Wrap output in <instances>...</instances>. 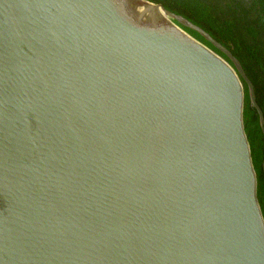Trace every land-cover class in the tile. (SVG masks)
Here are the masks:
<instances>
[{
    "label": "water",
    "instance_id": "obj_1",
    "mask_svg": "<svg viewBox=\"0 0 264 264\" xmlns=\"http://www.w3.org/2000/svg\"><path fill=\"white\" fill-rule=\"evenodd\" d=\"M246 94L159 3L0 0V264H264Z\"/></svg>",
    "mask_w": 264,
    "mask_h": 264
},
{
    "label": "trees",
    "instance_id": "obj_2",
    "mask_svg": "<svg viewBox=\"0 0 264 264\" xmlns=\"http://www.w3.org/2000/svg\"><path fill=\"white\" fill-rule=\"evenodd\" d=\"M201 27L225 46L239 61L253 85L254 98L264 120V0H149ZM185 32L217 51L195 30L176 20ZM229 60V59H228ZM247 90V85L245 84ZM244 126L257 174V197L264 215V138L259 114L249 100L244 102Z\"/></svg>",
    "mask_w": 264,
    "mask_h": 264
}]
</instances>
